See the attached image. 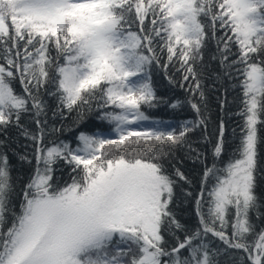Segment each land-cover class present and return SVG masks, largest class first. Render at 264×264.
Returning <instances> with one entry per match:
<instances>
[{"label":"snow or ice","instance_id":"1","mask_svg":"<svg viewBox=\"0 0 264 264\" xmlns=\"http://www.w3.org/2000/svg\"><path fill=\"white\" fill-rule=\"evenodd\" d=\"M210 46L236 91L231 155L223 119L206 148L190 140L207 132ZM158 72L183 100L159 93ZM184 105L193 118L175 125L149 115ZM73 113L74 143L55 123ZM89 115L110 130L81 129ZM12 130L31 168L18 204ZM178 148L203 166L198 188L166 166ZM262 150L264 0H0V264H264Z\"/></svg>","mask_w":264,"mask_h":264},{"label":"trees","instance_id":"2","mask_svg":"<svg viewBox=\"0 0 264 264\" xmlns=\"http://www.w3.org/2000/svg\"><path fill=\"white\" fill-rule=\"evenodd\" d=\"M213 52L212 46H210L205 54L204 65L201 68L202 72V85L206 96V107L208 116V127L205 133L203 129H197L191 134L190 140L193 143V147H199L204 149L207 147L206 144L201 143L204 135H208L213 140L215 139V134L217 132V127L221 119L225 122V136L227 138V155H231L233 148L235 147L236 138L233 136V129H236L239 133L240 118L235 115L238 111V102L236 98V91L231 88L230 82L223 79H217V73L219 72V67L215 61L211 60V54ZM154 81L158 86V91L161 95L172 102L176 99L183 100L185 98V90L180 88L177 84L176 86L169 85L167 80L159 72L153 77ZM19 88V85H17ZM227 90V91H225ZM227 98V102L224 104L223 111L221 110V100ZM53 104L54 102L50 101ZM154 117H160L165 120L171 121L174 125L180 121L189 120L193 118L192 110L184 105L177 109H171L167 107H162L156 109L149 113ZM75 119V114L73 113L67 120L61 121L56 120V126L59 127L61 124L64 125L65 131L62 134L63 139L73 142L74 137L80 129H76L73 126V120ZM85 125L87 126L85 128ZM110 125L106 122L97 121L94 115H89L88 119L81 125V129L88 132L99 131L101 133L110 130ZM9 135L13 138L9 143L10 160L12 163V175L16 180V196L14 197V203H19V192L23 187L24 183L28 180L31 168L29 165L22 164L17 158V155L13 153H22L25 151L21 147L22 144L27 143L23 139L16 138L15 130H12ZM264 151V150H262ZM227 155L225 159H227ZM210 159V158H209ZM182 161V163H179ZM166 166L169 168L171 164H176L181 167L183 171L192 179L193 187H199V180L203 170V166L199 162H193L188 157L186 148H178L174 153V158L169 162L165 161ZM57 178L63 182L69 178V169L66 166L58 165V170L56 173ZM258 195L264 196V179H262L258 185L257 189ZM178 215L188 224L192 225L196 223V218L192 210V204L190 202L181 203L178 208Z\"/></svg>","mask_w":264,"mask_h":264}]
</instances>
